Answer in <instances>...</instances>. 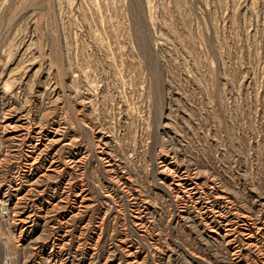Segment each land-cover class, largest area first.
I'll return each instance as SVG.
<instances>
[{
	"label": "rangeland",
	"instance_id": "obj_1",
	"mask_svg": "<svg viewBox=\"0 0 264 264\" xmlns=\"http://www.w3.org/2000/svg\"><path fill=\"white\" fill-rule=\"evenodd\" d=\"M0 264H264V0H0Z\"/></svg>",
	"mask_w": 264,
	"mask_h": 264
}]
</instances>
